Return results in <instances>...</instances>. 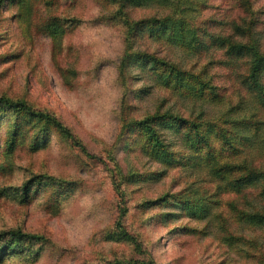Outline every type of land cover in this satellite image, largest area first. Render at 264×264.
<instances>
[{"label":"rangeland","instance_id":"obj_1","mask_svg":"<svg viewBox=\"0 0 264 264\" xmlns=\"http://www.w3.org/2000/svg\"><path fill=\"white\" fill-rule=\"evenodd\" d=\"M29 1L27 5L0 1V96L49 113L76 138L52 130L46 147L30 152L20 143L6 156V124L0 125V234L8 238L20 231L36 236L13 235L24 241L13 247L22 246L23 251L0 264H264V224L240 218L243 211L264 214L260 186L243 198L226 190L224 181L206 175L204 168L167 167L145 156L139 141H121L123 120H140L154 112L188 119L201 116L239 137L233 124L240 120L242 131L254 134L251 143L235 139L238 150L231 154L219 152L221 142L214 139L216 162L245 160L264 171V125L257 132L251 129L255 120L264 121V109L241 82L246 59L229 57L209 45L207 37L210 32L248 41L234 32L233 24L245 29V22L254 20V37L264 52V0H249L252 14L239 6L240 0H164L128 8L129 17L138 20L189 6L182 18L186 28H197L203 49L155 39L148 31L138 36L134 48L202 73L220 96L212 99L208 94L203 100L182 95L172 84L163 85L139 66L129 71L122 86L118 65L125 29L119 19L110 18L114 5L105 0ZM52 16H60L68 28L58 47L54 36L41 29ZM193 38L190 34L182 44L190 41L192 46ZM60 67H72L76 73L63 77ZM127 88L132 91L125 93ZM2 112L0 118L7 121L10 114ZM172 148H179L180 157L189 155L182 147ZM25 182L35 184L38 192L27 204L22 199ZM191 191L217 192L220 204L212 212L226 219L234 239L224 241L219 220L209 223L179 207L164 206L163 201L151 203L165 195L172 200L167 194L191 199ZM162 212L170 215L160 219ZM119 221L128 235L136 237L139 251L131 240L105 238L118 231Z\"/></svg>","mask_w":264,"mask_h":264},{"label":"trees","instance_id":"obj_2","mask_svg":"<svg viewBox=\"0 0 264 264\" xmlns=\"http://www.w3.org/2000/svg\"><path fill=\"white\" fill-rule=\"evenodd\" d=\"M0 1L9 4L20 1V3L24 5L30 2L29 0ZM105 1L108 2L107 5H114L116 8L114 14L110 18L113 20L116 18L119 19L125 29V49L118 65V78L122 86L127 83L130 77L129 71L134 66H139L143 69H149L163 85L172 84L175 89L181 90L180 92L182 95L184 93V95L197 100H203L202 98L208 94L211 98L213 97L212 99L220 97L217 93L216 86L209 83V79L206 81L201 78L202 73L195 74L181 68V66L176 63L157 57L152 53L138 51L134 48V41L138 36L141 35L142 32L148 31L149 36L155 39H166L168 43L192 47L194 50L199 48L203 49L205 45L201 37L197 36V28L189 29L188 26L186 28L185 19L182 18L183 14H185L184 9L189 6L175 10L172 14L133 20L128 14L129 7L141 6L150 2H160L164 0ZM248 2L249 0H240L239 6L245 7V12L248 11L252 14L253 11L249 9L250 2L249 4ZM235 25L234 23V32L241 36L248 37V41L236 40L232 36H223L222 34L215 35L208 32L207 37L209 38V45H216L221 48V50H225L226 54L231 58L244 57L246 59L247 68L245 74L241 77V82L248 91L252 93L259 106L264 109V52L261 51L260 44L254 37L255 32L253 28L255 22L254 20L245 22V29ZM41 29L47 31L50 36H54L56 41L55 47H58V44L60 46L61 40L68 28L64 23V19L60 16H52L41 25ZM190 34L194 36V44L190 46V41L182 44L187 40ZM60 69L63 71V77L67 75L73 76L76 73L72 67H60ZM66 69H69V71ZM129 91L132 90L127 88L125 93ZM140 91L142 90L140 89L134 92L135 97L139 94L136 92ZM125 100L126 97L124 94V101ZM124 101H122V104ZM123 109L124 112L122 114L124 117L122 118H126L125 113L127 108ZM2 111L10 114L7 121L0 118V125H2V123L6 124L3 151V154L6 156L12 154L20 143V146H24L30 152L46 147L49 143L50 131L52 130L59 131L63 136L64 134L69 137L72 136L71 139L76 138L73 137L68 128L62 125L60 121L49 113L35 111L24 101L12 100L8 97L0 96V113H3ZM202 115L204 114L202 113ZM261 125H264V121L255 120L253 124L251 123V129H253L254 132L253 127H255V132L260 131ZM233 126L236 133L241 134L240 137L238 135L235 136V134L233 136L229 135L228 130L220 128L215 122L202 119L201 116H197L195 119H188L170 112H154L150 115H146L140 120H123L121 125V141L130 143L139 141L141 143L140 150L145 153V156L167 167H176L179 165L182 167L190 164L189 168L193 170L204 168L208 171L206 175L212 179L217 177L221 181H224L223 184L226 190L241 194L243 198L246 193L254 192L258 186L261 187L260 194H262L264 192V171H262V169L253 164L247 165L245 160L243 163L216 162L217 154L213 144L214 139L221 142V148L218 150L219 152L228 150L231 154H235V151L238 150V148L233 145L235 139H243L242 142L246 141L247 144L252 141L251 138L254 136V134H252L253 132H250L252 135L248 136L246 134V129L242 131L243 124L240 120H235ZM247 126L248 124L246 123V127ZM239 128H241V130H238ZM77 145L81 147V144ZM176 145L187 150L189 155L180 157L178 155L179 148H172ZM81 149H83V146ZM199 154H202V156ZM45 183L46 184H43L44 186H51L48 182ZM34 186L35 184L30 186L29 182L24 183L22 187V190H24V192H22V194H24L22 197L23 203H29L38 194V192L34 191ZM191 193L193 194L191 199L190 197L187 199H180L175 194H167L172 200H169L165 195L151 203H160L163 201L164 206L168 204L173 207H179L186 211L188 215L198 217L209 223L214 220H219L220 223L218 227L224 234V241L229 243L234 239V234L229 230L230 225L227 223L226 219H224L220 213L215 217L212 212V210L220 204L219 200L215 198L217 192L208 193L207 191H203L201 194H198V192L191 191ZM228 205L234 211V214L238 216L239 210L236 208V205L233 202L228 203ZM165 213L166 212H162L159 214L160 219H165L170 215ZM240 218L245 221H253L259 225L264 224V214L257 211H254V213L243 211L240 214ZM117 229L118 231L108 232L105 238L107 240H131L138 251L141 249L136 237L128 235L122 228L120 221L117 224ZM10 234L8 238H6L4 234H0V263L7 257L23 251L22 246L20 249L13 247L15 245L18 246L17 243L19 241L17 239H22L23 237L27 239L36 238L34 235H25L20 231L11 232ZM13 235L17 239L14 238ZM112 264L123 263L114 261Z\"/></svg>","mask_w":264,"mask_h":264}]
</instances>
